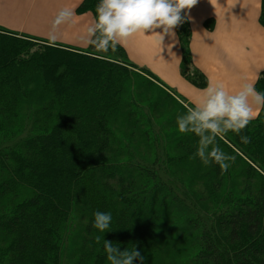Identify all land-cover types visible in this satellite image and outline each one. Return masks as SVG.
Masks as SVG:
<instances>
[{
	"label": "trees",
	"instance_id": "1",
	"mask_svg": "<svg viewBox=\"0 0 264 264\" xmlns=\"http://www.w3.org/2000/svg\"><path fill=\"white\" fill-rule=\"evenodd\" d=\"M98 2L83 0L77 13L95 15ZM175 29L181 75L204 89L189 20ZM116 49L123 63L92 44L84 51L0 27V264H60L66 244L69 264H109L103 238L135 245L144 264H264V107L239 134L217 138L234 157L227 170L205 165L198 137L176 127L189 105ZM255 89L264 92V72ZM164 168L184 178V200L157 176ZM198 204L208 214L202 235L159 222ZM97 210L112 214L105 234L92 227Z\"/></svg>",
	"mask_w": 264,
	"mask_h": 264
},
{
	"label": "crops",
	"instance_id": "2",
	"mask_svg": "<svg viewBox=\"0 0 264 264\" xmlns=\"http://www.w3.org/2000/svg\"><path fill=\"white\" fill-rule=\"evenodd\" d=\"M83 0H0V27L48 42L88 51V28L94 14H78ZM262 0H197L187 11L192 32L190 53L195 68L209 82L222 83L234 93L244 82L255 84L264 72V27L260 24ZM65 13L64 17L60 13ZM208 23L211 27H208ZM160 29L139 31L122 44L134 65L151 71L189 106L201 89L181 75L183 49L174 36ZM207 84V85H208ZM207 87V86H206ZM260 108L253 119H256Z\"/></svg>",
	"mask_w": 264,
	"mask_h": 264
},
{
	"label": "clouds",
	"instance_id": "3",
	"mask_svg": "<svg viewBox=\"0 0 264 264\" xmlns=\"http://www.w3.org/2000/svg\"><path fill=\"white\" fill-rule=\"evenodd\" d=\"M197 0H99L94 21L88 28L90 43L101 51L115 49L130 35L139 31H155L174 36L173 29L188 19L187 11ZM182 10L184 15H182ZM61 17L65 13H60ZM198 101L183 114L176 116L180 133L198 137L195 156L205 165L218 164L223 170L234 157L226 154L215 143L229 131L239 134L264 107V92L257 91L252 83L244 82L238 91L229 93L222 83L209 82L201 89ZM244 143L247 136H241ZM111 212L97 210L93 213L92 227L105 234L109 232ZM99 239V236L97 237ZM102 248L109 264H144L145 257L136 246L120 250V244L103 238Z\"/></svg>",
	"mask_w": 264,
	"mask_h": 264
},
{
	"label": "rangeland",
	"instance_id": "4",
	"mask_svg": "<svg viewBox=\"0 0 264 264\" xmlns=\"http://www.w3.org/2000/svg\"><path fill=\"white\" fill-rule=\"evenodd\" d=\"M37 38L42 39V40H49L47 37H37ZM95 53L99 54L101 56H104L111 61H116L119 63H123V61L125 60L123 52L117 50L116 48L114 50L109 49L106 52L101 51V50H96ZM184 105H185V103H184ZM172 123H173V121H172ZM188 170H191V169H188ZM156 172H157V176L159 177L160 180L166 182L167 185H172L173 187L178 188L179 196H181L180 198H182L184 200V198L186 196V194L184 192L185 191V187H184L185 180H184V178H180V177L178 178V176H174L173 172H171L169 168L157 169ZM230 183H231V181H230ZM202 208H204V209H202ZM205 209H206V207H204V205H202V204L196 205L195 208H192V207L185 208L182 205H178L176 210L174 211V213L172 215L173 221H168V219H167L168 217L161 216L159 222L160 223L163 222L166 224L168 223L167 226H170V228L174 229V230H179L180 227H182V226L183 227L185 226L187 229H191L192 231L194 229H196V231L194 230L195 232H193L194 236H197L198 233L200 235H202V228H201V226H199L201 224L198 223V221L203 220L206 217V215H208L207 211H205ZM210 224L207 223L208 229L205 232L210 231L209 230ZM171 229H169V230H171ZM68 246L66 244L64 252H61L60 264H69V256L67 253Z\"/></svg>",
	"mask_w": 264,
	"mask_h": 264
}]
</instances>
